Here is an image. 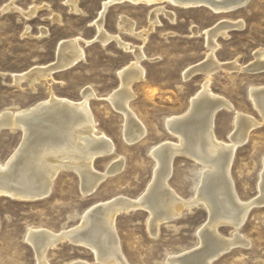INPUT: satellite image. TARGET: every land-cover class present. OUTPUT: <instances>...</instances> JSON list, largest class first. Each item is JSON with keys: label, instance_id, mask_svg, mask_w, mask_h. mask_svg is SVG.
Wrapping results in <instances>:
<instances>
[{"label": "rangeland", "instance_id": "374dc122", "mask_svg": "<svg viewBox=\"0 0 264 264\" xmlns=\"http://www.w3.org/2000/svg\"><path fill=\"white\" fill-rule=\"evenodd\" d=\"M104 1L76 0L78 11H72L66 0H0V113L34 106L51 94L77 102L82 99L81 92L89 88L94 94L88 105L96 133L105 136L113 147L110 153L96 155L92 168L103 173L115 161L122 163L118 171L107 174L87 194L82 192L78 174L69 168L58 171L45 197L27 200L1 194L0 264L38 263L33 246L26 240L30 227L56 233L67 231L78 226L83 213L95 204L119 196H142L155 166L152 148L163 141H177L167 130L165 120L185 113L206 79L208 89L233 107L218 109L214 115L213 130L220 142L230 143L236 111L258 123L237 145L229 173L239 200H252L259 194L264 121L249 94L251 88L264 87V69L246 68L256 60L255 52L264 49V0H245L233 10L218 13L207 6L181 7L166 0L154 4L127 0L110 3L102 16V27L107 34L118 36L128 49L115 38L106 43L95 38L94 22ZM9 3L15 9L3 10ZM156 6L174 12V20L160 11L159 22L151 25L148 16ZM33 8L34 13L27 16ZM122 18L134 22L133 32L139 36L118 27ZM232 22L239 26L215 38L214 58L227 68L213 71L209 78L201 70L185 74L209 53L205 31ZM73 38H78L77 44L83 48L80 60L53 70L44 79L14 81V74L56 62L59 43ZM136 47H141L144 55L139 62L144 74L143 79L130 83L132 97L128 106L146 131L141 138L130 141L124 135L121 111L107 98L120 91V72L134 61ZM233 61L239 69L229 67ZM261 61L264 63V54ZM22 136L20 127L0 130V162L9 159ZM199 178L198 162L176 154L167 179L169 189L188 200L195 196ZM148 217L142 207L121 211L115 217L116 237L127 264H172L170 257L198 248V231L207 222L208 213L200 202L189 209L185 207L177 218L161 222L155 234L149 230ZM216 230L227 240L236 232L228 223H219ZM237 233L248 244H233L210 264H264V203L250 207ZM46 257L48 264H115L97 260L90 246L67 238L48 248Z\"/></svg>", "mask_w": 264, "mask_h": 264}, {"label": "bare ground", "instance_id": "6f19581e", "mask_svg": "<svg viewBox=\"0 0 264 264\" xmlns=\"http://www.w3.org/2000/svg\"><path fill=\"white\" fill-rule=\"evenodd\" d=\"M117 1L124 0H105L102 3L99 18L94 22L97 30L95 38L101 43L115 38L124 49H128L129 46L120 42L118 36L107 34L102 27V16L107 6ZM127 1L154 4L162 0ZM166 1L181 7L203 5L217 13L233 10L245 2V0ZM66 2L72 11H78L76 0H66ZM13 8L15 9L9 3L2 9ZM34 10V8L31 9L27 16L33 14ZM160 11H164L171 21L174 20V12H167L162 6H156L151 9L148 16L151 25L159 22L157 14ZM223 24L227 22L224 21ZM234 26L239 24L232 22L228 26H222L223 28L212 27L206 30V42L209 48L206 59L192 69L189 67L184 73L201 70L204 76L209 78L213 71L227 68L225 64L219 63L214 58V50L217 47L215 38L217 34L224 35L227 29ZM118 27L124 32L128 31L139 36L138 33L133 32L134 22L126 18H122ZM77 42L78 38L61 41L57 48L56 62L48 66H40L28 73L14 74V81L19 83L27 79L29 82H34L44 79L53 70L73 65L84 54L83 48ZM133 53L134 61L120 72L119 76L122 79L121 88L118 87L120 91H116L107 98L121 111L125 119L124 135L130 141L141 138L146 131L128 106L129 99L132 97L130 83L136 79L139 80L144 74L143 68L139 65L144 56L141 47L134 48ZM263 54L264 49L256 51L254 54L256 60L246 69L250 71L264 69V63L261 61ZM229 67L239 69L234 61L229 64ZM207 84L208 79L202 84L201 91L191 99L185 113L165 120L167 130L177 137V141H163L152 148L150 153L155 166L152 179L142 196L137 198L119 196L95 204L83 213L78 226L67 231L56 233L41 227L28 229L26 240L33 246L37 264H48L46 251L65 238L90 246L99 261L127 264L116 237L115 217L121 211L136 207H142L148 211L147 224L153 234L156 233L161 222L177 218L185 207L189 209L200 202L207 209V222L198 231L200 246L181 255L170 257L168 261L172 264H210L233 244H246L237 231L250 207L253 204L264 203V160L257 185L259 194L252 200L241 201L237 198L229 168L237 145L245 140L249 129L258 123L236 111L233 119L235 130L230 135V143L220 142L213 130L214 115L218 109L223 107L233 109V107L226 100L215 96L208 89ZM81 94L82 99L77 102L51 94L46 100L43 99L34 106L10 109L0 113V130L20 127L23 133L22 141L17 149L7 161L0 162V195L6 194L27 200L45 197L51 190L56 174L62 168L72 169L78 174L82 192L87 194L93 192L107 174L121 168L122 163L117 160L103 173L93 170V158L96 155L110 153L113 147L105 136L96 133L95 121L88 105L89 98L94 96L93 92L85 88ZM249 95L258 106L264 121V87L251 88ZM176 154L189 156L200 166V178L195 196L188 200L178 197V194L176 195L167 185L172 160ZM219 223H228L233 227L236 232L235 234H233L234 231L232 232V239H223L225 237L222 238L220 234H217L216 226ZM70 264L87 263L72 261Z\"/></svg>", "mask_w": 264, "mask_h": 264}]
</instances>
